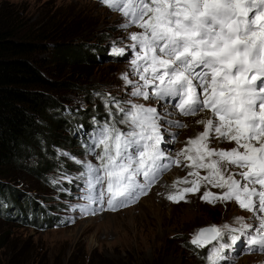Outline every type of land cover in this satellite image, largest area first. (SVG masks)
Listing matches in <instances>:
<instances>
[{
	"label": "snow or ice",
	"instance_id": "6c2138e0",
	"mask_svg": "<svg viewBox=\"0 0 264 264\" xmlns=\"http://www.w3.org/2000/svg\"><path fill=\"white\" fill-rule=\"evenodd\" d=\"M100 2L125 18L122 30L141 29L129 34L131 44L110 46L109 55L131 57L130 72L121 76L130 95L171 103L182 116H207L196 121L204 130L190 137L173 158L161 148L162 121L187 125L168 120L166 109L161 115L156 107L97 93L108 115L103 123L93 117L98 126L88 153L96 162L62 153L83 169L75 178L82 180L77 187H82L80 198L87 201L81 211L92 204L103 209L106 203L108 210H117L138 202L164 171L180 167L183 158L192 171L172 187L190 186L169 194L168 200L187 203L186 194L211 185L222 191L206 190L201 201L213 206L234 201L257 221L252 224L237 217L236 228L229 224L199 228L190 244L209 249L208 264H223L225 250L238 245L243 248L237 256L264 252V0ZM116 115L122 118L117 120ZM117 124L127 125V130ZM213 141L235 146L213 147ZM200 170L206 175L201 176ZM62 179L72 182L71 177Z\"/></svg>",
	"mask_w": 264,
	"mask_h": 264
},
{
	"label": "rangeland",
	"instance_id": "374dc122",
	"mask_svg": "<svg viewBox=\"0 0 264 264\" xmlns=\"http://www.w3.org/2000/svg\"><path fill=\"white\" fill-rule=\"evenodd\" d=\"M1 7L17 18V26L23 27V34H28V31L32 34H43V38L51 36L49 41L59 42L68 33L70 38L80 39L76 42L79 49L84 53L88 51L96 59L93 68L82 60L81 66L64 68L51 60L49 51L37 53L33 58L34 62L42 65L43 75L45 71L49 72L45 77L51 83V89L39 88V91L63 106L59 111L50 109L47 111L48 117L45 116L48 120L60 116L63 123L67 124L66 127L58 124L52 129L55 142L53 147H60L56 154L73 163V171L78 175L83 170L81 165L75 164L62 153L74 155V152L78 159L96 162L94 156L86 151L87 147L80 144V134L74 137L72 131L77 115L88 114L93 107L99 105L104 108L101 96L97 93H111L117 99L132 100L151 107H156L157 104L156 108L161 115H165V109L170 113L168 120L187 125L176 127L175 124L169 125L162 121L165 139L162 145L170 147L173 152H179L190 137H195L204 130L202 125L196 123L204 113L193 117L182 116L177 111L173 112L176 109L171 104L168 108H159L167 102H160L155 98L145 101L130 95L131 89L121 79L122 74L130 72V58L114 57L109 52L114 43L121 47L129 45L128 36L133 29L130 27L126 31L122 30L120 24L126 21L100 1L0 0ZM49 41L46 43L51 47ZM74 61L71 59L67 64ZM130 79L136 80L137 77L130 75ZM70 110L72 113L68 114ZM118 116L119 119L122 118ZM71 118L75 120H70ZM45 121L46 119L38 118L41 124ZM91 121L93 119L89 121L85 117L79 120L83 126ZM48 126L45 125L43 129H48ZM117 126L122 130L127 129V125ZM74 129L79 133V128ZM65 138L72 140V145L68 148L62 147ZM212 146L229 149L235 145L213 141ZM35 162L36 157L31 155L24 163L32 168ZM185 163L181 162L179 169L165 176L155 189H149L146 197L141 196L138 202L117 210H108L105 203L103 209L99 204H92L87 211H81L80 206L87 203L80 198L83 189L80 188L76 194L75 190L67 192L62 188L56 189L59 183H52L53 180H59L61 184H65L62 177H69L71 173L59 175L56 171H50L46 175V182H43V178L22 168L9 169L8 177H0L3 190L12 189L13 193L18 192L25 197L18 205L8 194H0V236L4 238V249L0 250V264H208L206 259L203 260L186 249L197 229L212 224H229L236 228L239 227L235 222L237 217H243L247 223L255 224L257 221L253 219L251 212L241 210L234 201L217 202L214 206L201 201L200 196L206 190L217 194L222 191L211 185L202 187L196 194H187V203H173L168 200L169 194H176L190 186L178 184L176 188L172 187L174 181L182 179L192 171L184 166ZM200 172L201 176L206 175L204 170ZM76 177L74 185L82 181L75 179ZM26 197L34 202L24 201ZM38 205L42 208L41 212L38 211ZM46 207L55 209L52 213ZM47 212L50 218L41 216V213L45 216ZM57 216L62 223L59 227H42L43 223H50ZM33 223L39 227L32 228ZM227 241L228 237L225 236L223 242ZM242 248L243 245H238L226 249V260L223 264H264V252L245 251L237 256L236 253Z\"/></svg>",
	"mask_w": 264,
	"mask_h": 264
},
{
	"label": "trees",
	"instance_id": "16d2710c",
	"mask_svg": "<svg viewBox=\"0 0 264 264\" xmlns=\"http://www.w3.org/2000/svg\"><path fill=\"white\" fill-rule=\"evenodd\" d=\"M95 3L97 0H92ZM71 24V21L69 22ZM18 21L15 16L10 12L6 13L5 10L0 8V177H8L9 169H24L26 172L35 174L39 178H43V182L47 180V173L56 171L60 174L72 173L74 164L69 162L63 156L56 154V150L60 147H53L54 132L52 129L57 127L58 124L65 125L60 116L53 117L48 120L46 117L47 111L54 109L59 111L63 108L61 103L55 101L47 94L39 91V88L50 90L51 83L45 77L48 71L42 74V65L34 62V55L37 53L47 52L51 55L52 61L56 64L66 67L81 66V60L86 65L95 67L96 59L93 58L88 51L84 53L76 43L79 40L70 38V34L62 36V41L51 42L47 36L43 38V34H23V27L17 26ZM54 29L53 27H51ZM50 28V29H51ZM73 34V32H71ZM60 40V39H58ZM48 43L51 47H48ZM56 41V40H55ZM70 53L72 56H69ZM76 53V54H75ZM79 53V54H77ZM90 53V52H89ZM73 54L75 56H73ZM73 57V58H71ZM84 58V59H83ZM75 60L67 64L69 60ZM86 92V90H85ZM88 93V92H87ZM105 107L101 105L93 107L89 113H80L76 119L71 118L73 124L79 122L82 117L86 120H91L96 117V120L107 119ZM72 111L70 110L71 114ZM115 114V111H113ZM46 116V117H45ZM46 119L45 123L38 122ZM119 120V116L116 115ZM69 120V121H70ZM45 125H49L48 129H43ZM72 145L71 138H65L62 147H70ZM75 155V153L73 152ZM35 156V166L28 168L24 162L27 161L29 156ZM3 185L0 183V194L9 197L16 203L21 204V200L25 197L23 194L12 192V189L7 191L3 190ZM23 195V196H22ZM29 200L34 202L30 197H26L24 201ZM31 202V203H32ZM26 204V203H25ZM25 204H23L25 206ZM34 206V204H33ZM38 211L41 212L42 208L38 205ZM53 213L55 207L51 209L46 207ZM42 217L50 218L47 212ZM6 217V216H5ZM58 216L53 218V221L45 226L59 227L62 223L59 222ZM32 228H38L39 225L33 223ZM4 238L0 236V250L4 249L2 241ZM6 247V246H5ZM193 247V248H192ZM186 249L192 252L197 257L206 259L208 252L207 248L198 249L193 245L187 243ZM195 250V251H194ZM110 264V263H108Z\"/></svg>",
	"mask_w": 264,
	"mask_h": 264
},
{
	"label": "bare ground",
	"instance_id": "6f19581e",
	"mask_svg": "<svg viewBox=\"0 0 264 264\" xmlns=\"http://www.w3.org/2000/svg\"><path fill=\"white\" fill-rule=\"evenodd\" d=\"M160 102H161V101H160ZM162 102H166V101H162ZM171 105H172V104H171ZM169 110H170V109H169ZM176 111H177V110H175V111H173V112L176 113ZM177 112H178V111H177ZM202 114H203V113H202ZM206 116H207V114L204 113V114H203V117H202L201 119L206 118ZM192 117H193V116H192ZM199 117H200V116H199ZM185 118H186V117H185ZM195 119H196V118H195ZM196 121H197V120H196ZM195 124H196V123H195ZM190 127H191V126H190ZM192 128L195 130V127L192 126ZM197 132H198V131H197ZM173 133H174V132H173ZM221 143H223V142H221ZM224 143H225V142H224ZM192 248H193V247H192ZM194 248H195V250H196V247H194ZM195 250H194V251H195Z\"/></svg>",
	"mask_w": 264,
	"mask_h": 264
}]
</instances>
